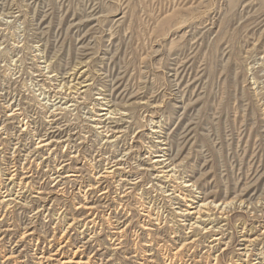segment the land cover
<instances>
[{
  "label": "rangeland",
  "instance_id": "1",
  "mask_svg": "<svg viewBox=\"0 0 264 264\" xmlns=\"http://www.w3.org/2000/svg\"><path fill=\"white\" fill-rule=\"evenodd\" d=\"M81 66L83 71L86 69V76L80 81L87 78L89 85L84 89L85 95L75 108L58 116L63 117V124L73 133L78 132L79 140L74 139L83 156L70 169H80L85 184L93 183L94 162L90 163V156L95 158L103 143L89 120L101 103L110 101L111 109L124 107L128 115V133L118 148L131 146L134 152L125 171L131 170L137 176L140 173L142 182L128 195L126 213L121 211V215L107 216V209L100 208L104 206L97 191L88 192L89 200L86 199L99 207L94 217L86 210H75L77 203L84 204L82 198L72 196L78 184L75 188L64 187L60 196L48 195L51 202L46 209L53 210L34 215L38 205L44 206L36 198L45 197L52 185L40 173V181H36L39 185L34 184V189L43 183L44 194H26L25 200L8 206L10 202L1 203L0 197V264H38L40 253L50 256L47 264L67 260V264L78 260L84 263L88 257L86 264H142L141 252L149 241L147 234L153 232L141 228L148 224V219L142 222L140 204L145 203L150 212L162 216L160 227L169 218V208L177 206L156 197L150 173L137 169L138 164L146 161V149L158 145L155 134L150 133L157 130L167 142L166 147L158 148L169 149L167 154L178 166V182H197L201 192L211 194L216 203H231L226 211L228 218L232 217L223 241L229 249L222 255L220 251L204 254L207 249L201 247L195 250L198 257L210 262L218 255L217 264H229V258L241 259V252L237 251L240 222L245 223L251 239L258 238L256 249L262 248L260 239H264V234L260 230L264 214L258 210L264 208V0H0V119L8 115L10 105L23 109L24 122L32 121L23 143L29 144L36 131L43 133L45 121H49L47 117L53 111L47 93L53 83L51 77L67 76ZM10 128L12 136L21 133L17 121ZM4 137H0V175L7 160L5 152L10 163L14 159L13 146ZM60 149L59 154L67 159L63 148ZM112 150L108 147L107 152ZM4 177L0 176V186ZM110 179L113 189L105 206L114 209L119 197L114 195L116 185ZM193 191L200 196L198 189ZM245 204L248 209L242 215L238 211ZM95 217L97 225L83 226ZM114 217L129 224L118 250L112 244V227L117 220ZM69 223L73 227L67 228ZM92 233L95 235L88 242ZM203 237L208 239L207 235ZM160 254L156 252L155 256L162 264ZM101 258L103 263L98 262Z\"/></svg>",
  "mask_w": 264,
  "mask_h": 264
},
{
  "label": "bare ground",
  "instance_id": "2",
  "mask_svg": "<svg viewBox=\"0 0 264 264\" xmlns=\"http://www.w3.org/2000/svg\"><path fill=\"white\" fill-rule=\"evenodd\" d=\"M75 65H76V63H75ZM77 66H78V63H77ZM72 67H73V65H72ZM83 67L84 66H81L80 68L77 67L75 71L74 70L72 71L73 73L67 74V76L55 75V76L51 77L52 78L51 83L53 82L51 85L54 86V83H55V87H52V86H51V88L48 87L49 90L47 91V93H48V101H50L49 106H50V109H53V111H51L49 116L47 117L49 121H45L46 126H43V127H46V128L44 129L43 133L40 131H36V132L34 131L35 133L33 134V136H31V142L29 144L23 143L24 141L22 138H23L24 134H27V132L30 130L29 129V126H30L29 122H32V121L28 120V122H24V119L26 120V118H24V116H23L24 114H22L23 109L22 110L16 109L15 108L16 104L14 105L15 107L8 104V105H10V107L8 109V115H6L5 118L3 117L4 118L3 120L0 119V137L2 135H5L4 139H6V141H8V144H11L13 146V150H14L13 155L15 157L12 155L13 156L12 159L13 158L14 159H13V162L10 163L9 162L10 160L8 161L9 154L5 152V159H7V160H5V163H4L5 166L2 169V171L4 170V172H2V175H0V176H5L4 177L5 181L4 182L1 181V186H0L1 191H2L0 193V197L2 199V201L0 200L1 203L2 202H8V203L10 202V204H7V206L11 205L12 203L18 204L17 200H23V199L25 200L26 194H28V195H31V193H35L37 195L44 194L41 191L43 189V187H42L43 183L40 184L41 187L35 186V189H34V184L39 185V183L36 181L41 178L39 176L41 173V175L46 179V181H49V183L52 185H51V187H49L50 188L49 192L45 193L46 194L45 197H43L42 199L36 198L37 200H41L40 202L43 203L44 206L38 205L36 212L33 213L34 215H38L41 212H46L47 210H53V208H47L46 209V206L48 205V203L51 202V198H49L48 195L60 196L64 193V187H66V186L69 187V185H71V187H74L75 185L77 186V184H78V187L76 189V192H74V190H73L72 191L73 195L72 194L71 195L74 198H76V196H79L78 198H82L84 204L77 203L78 206L75 210H80V209L86 210L88 213H90V215H89L90 217H92V216L94 217V212L99 207L95 206V204L91 203L90 201L87 202L89 200V198L87 197V194H88V192L97 191L99 193L98 197L100 198V201H101L100 203H102L103 204L102 206H104V207L100 206V208H106L107 209V211H108L107 216H110L111 214L119 215L120 214L119 212H121V211L122 212L125 211V213H126V210H127L126 208L128 206H126L125 201H126L128 195L134 191L135 186L140 184L142 181H141L140 176H139V175H141L140 173L137 176V175H132L131 170L125 171L126 168H128V166H127L128 160L132 157V153H134L132 151V147L130 146V147H127L126 149H118L119 144L123 143L122 138L124 137L125 133H128L127 131L129 129V126H127L129 124V122H127L128 115L125 113L124 107L120 110L111 109L112 108V106H110L111 102L107 101L106 103H101L99 105L100 107L97 109V112L95 111L93 113V116L90 117L89 121L93 123V125H94L93 128L95 129L96 134L100 138V141L103 143V147H100L98 149V151H96L97 154H96L95 158H92L93 156L89 155L90 159H91L90 163L94 162L93 164H91V165H93L92 170H91V175H92L91 178L93 179V183L85 184L84 180H82L84 178L81 175L80 169H76V168L70 169L73 164L75 166V163H76L78 157H80V155H82V154H79V152H80L79 147L75 143L76 140H79V138H77L78 132L73 133L72 132L73 130L69 126L63 124L64 123L63 117L58 118V116L61 115L62 111H65L66 109L68 110V108H72V107L75 108L79 99H81V96L85 92L84 89L89 86L87 84V82H88L87 78L84 77L85 79L80 81V79H82V77L85 75L86 69L83 71L82 70V69H84ZM74 69H75V67H74ZM88 69H89V67H88ZM81 70H82V72H80ZM47 71H49V70H47ZM43 75H45V74L43 73ZM90 87H91V85H90ZM110 91H112V90H110ZM105 92H107V91H105ZM109 95H110V93H109ZM100 96H98V97H100ZM43 97H44V95H43ZM38 98H40V97H38ZM83 99H85V97L82 98V100ZM11 100H12V98H11ZM97 100H104V99H97ZM113 101H114V99H113ZM5 104L6 103H4V106H5ZM114 105H116V104H114ZM126 105L127 104H125V106ZM133 105H135V104H133ZM62 107H64V108H62ZM24 110H25V108H24ZM69 110H71V109H69ZM129 120H131V119H129ZM15 121L18 122L19 129H20L19 132H21L19 135H17V137L11 135L12 133H11V128H10V125L14 124ZM156 125H158V124H156ZM37 127H38V125H37ZM37 127H36V129H37ZM39 127H40V125H39ZM14 130H15V128H14ZM157 131L150 132V133L155 134V136H156L155 139L158 140V142H156L155 144H158V145L153 146V149H149V151L146 149V152H145V154L147 155V156L145 155L146 161L142 163L144 167L140 168L139 166H142V164H138L137 169H138V171H145V172L150 173L151 189L153 192L156 193L155 194L156 197L157 196L163 197V199H165L166 201L172 202V205H174V206L177 205V206L173 209L169 208V210L167 212L164 210L167 213V216L169 218H167V216H165L167 219L165 218L166 220L164 221V225L162 227H160V225L163 221V220L161 221L162 216L158 215L157 213L153 214L152 212H150L151 211L149 208L150 206L146 207L144 205L145 203L140 204V206H139L140 210L139 211L142 212L141 216L144 218V220H142V222L143 221L145 222L146 221L145 219H148L147 220L148 224L147 225L142 224L141 228L143 231H149V232L152 231L153 232V234H147V238L149 241L146 244H144V247L146 248V250H142V252L140 251L142 254H144V258H141L140 260L142 261V264H160L158 262L159 261L158 258L156 259L157 256H155V253L158 252L159 254L161 253L160 255H162L161 260H160L162 264H217L218 263V259H217L218 255L213 256L214 258L210 259V262H209L208 258L203 259L202 258L203 256L198 257V253H196V252L201 247H203V249H205V248L207 249V251L204 252V254L205 253L207 254V252L208 253H210V252L216 253L218 251H220V254L221 253L224 254V252L229 249V246L226 243H223V241H224V239H226V237H225V236H227L226 232L229 229V225H228L229 224V218L232 217V216H230L228 218V213L226 211L228 206L231 205V203L224 202L223 200H222V202L216 203L215 198L212 197L211 194H205V193L201 192L203 190H202V188L198 187L197 182H192L191 180H187V181L183 180V181L178 182L179 179L175 175L177 172L176 168L178 166L175 165L174 161L172 159H170L169 155L167 154L169 149L158 148L159 146H165L166 147L167 142H164V139H162V137L158 135L159 131L158 132ZM89 133H91V132H89ZM163 134H166V133H163ZM98 137H97V139H98ZM80 139H81V137H80ZM84 139H85V136H84ZM92 139H93V137H92ZM146 139H148V138H146ZM78 142H80V141H78ZM83 142H84V140H83ZM95 144H96V142H95ZM88 145H90V144H88ZM81 146H80V148H81ZM108 147L114 148V151L113 150H112V152L108 151L109 155H108V157H105V155L108 154V152H107ZM58 148L59 149L63 148L62 152L65 151V154L67 155L66 156L67 159L65 158V156L59 154L60 151L58 152ZM7 151H8V149H7ZM84 151H85V149H84ZM11 152H12V150H11ZM89 153H90V151H89ZM63 158H65L66 160H63ZM38 160H39V163L37 162ZM134 160H136V159H134ZM100 163H101V165H100ZM34 164L37 165V168L35 170L32 167V166H35ZM42 168H44L45 171H43ZM98 169H99V171H98ZM38 171H40V172H38ZM88 172H90V171H88ZM116 172H121V174L119 173V175H117V177H115ZM111 177H112V179H110V180H112L113 184L116 185V186H114L115 187L114 188L115 194L114 193L113 194L114 195L117 194L119 197V201L116 203L117 205H116V208H114V209H111V206H109V205L105 206V204L107 203V201L110 197V194H112L113 188L111 187V185L108 181L109 178H111ZM116 178H117V180H115ZM38 181H40V180H38ZM46 181H44V182H46ZM6 182H8V183L6 184ZM205 182H204V184H205ZM172 184H174V185H172ZM44 185H45V183H44ZM193 189L194 190L198 189L199 192L197 194H200V196H195L194 195L195 193L193 194V192H194ZM144 193L147 194L145 191H144ZM207 193H209V192H207ZM31 198H35V197H31ZM87 198H88V200L86 201ZM212 198H213V200H212ZM156 199L158 201V198H156ZM156 199L154 198V200H156ZM150 201H152V199ZM30 203H32V202H30ZM147 203H148V201H147ZM242 203L243 202L241 201L239 203V205ZM52 205H53V203H52ZM245 206H246V204H245ZM2 207H4V206H2ZM246 209H248V206L244 207V205H242V208L240 209L241 211H238V212L242 215L243 214L246 215ZM6 210L7 209H5V211ZM157 212H159V211H157ZM233 212H234V210H233ZM258 212H261L264 214V208L260 207ZM2 217H3V215H2ZM116 217H114V218H116ZM95 219H96V217L89 219L87 221V223L83 224V226L90 224L92 227H94L95 225H97ZM120 219L115 220L114 221L115 224L112 227L114 230V233H112L114 241H113V243L112 242L111 243L117 247V248H115V250L120 249V246L122 245L121 241H120V239L123 237L122 233L129 226V224L125 225V221H119ZM73 222H74V220H72V223ZM72 223H69V226L68 227L66 226V227L67 228L73 227ZM109 224H112V223H109ZM240 225H241V227L240 226L239 227L241 229L237 232V234H238V246H240V249L238 248L237 251L241 252V253H238V255L242 258L236 259V260L229 258L227 261L229 262V264H264V239H262L263 241L260 239L261 243L259 242L263 247L260 249L259 248L256 249V243H257V241H259L258 238L255 237V238L251 239L253 236H251L252 234L250 236L247 234L246 228H245V223L240 222ZM123 226H126V227H123ZM152 227H154V229H152ZM165 227L168 228L169 230L167 229L168 230L167 231L166 229H164ZM198 230H199V233H196V231H198ZM260 231H262L260 234H264V226H262V229ZM29 235H31V233L28 234V236ZM94 235H95V233H92V236L89 237L88 242H91L90 240L93 239ZM182 235L183 236L185 235V237L182 238L183 237ZM204 235H207L209 240L208 239L205 240V238L203 237ZM168 242H171L172 245H170ZM205 243H208V244H205ZM220 246H224V247L221 248ZM195 250H196V252H195ZM58 251L59 250H57V252ZM200 251L201 250H199V252ZM59 254L62 255L61 250L59 251ZM54 255H52V256H54ZM136 256L133 255V258ZM48 258H50L49 255L46 257L45 254L40 253V257L38 258L39 259L38 264H45V263L47 264L46 261ZM209 258H212V257H209ZM110 260L111 259H108L107 262L108 261L110 262ZM212 260H213V263H211ZM103 261H104V259L101 258V259H99L98 262L103 263ZM68 262H69V260L63 261V262L61 261L60 264H67ZM88 262H89V257L87 258V260L84 263H82L81 260H78L75 264H86Z\"/></svg>",
  "mask_w": 264,
  "mask_h": 264
}]
</instances>
